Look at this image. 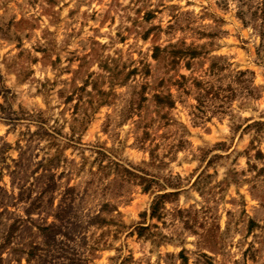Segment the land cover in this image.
<instances>
[{"label": "rangeland", "instance_id": "374dc122", "mask_svg": "<svg viewBox=\"0 0 264 264\" xmlns=\"http://www.w3.org/2000/svg\"><path fill=\"white\" fill-rule=\"evenodd\" d=\"M261 1L0 0V264H264Z\"/></svg>", "mask_w": 264, "mask_h": 264}, {"label": "trees", "instance_id": "16d2710c", "mask_svg": "<svg viewBox=\"0 0 264 264\" xmlns=\"http://www.w3.org/2000/svg\"><path fill=\"white\" fill-rule=\"evenodd\" d=\"M257 13H260L261 14V19H262V21H263V23H264V1H261L259 4H258V6L255 8V12L253 13V15L254 16H256V14ZM264 28V27H263ZM240 75H243V73H240ZM207 90V89H206ZM206 92V91H205ZM208 94V92H206L204 95H201L200 97L201 98H203L205 95H207ZM158 98V102L159 103H161L162 102V99H165V98H159V97H157ZM201 98H199L198 99V102H199V104L201 105L202 104V101H200V99ZM169 102V104H171V101H168ZM169 195V194H168ZM168 195H162V196H159V197H157V199H155L154 201H153V203H152V205H151V215L152 216H154L156 213H157V210H158V208H159V199H162V198H164V197H166V196H168Z\"/></svg>", "mask_w": 264, "mask_h": 264}]
</instances>
